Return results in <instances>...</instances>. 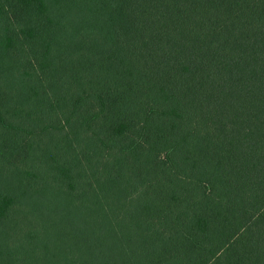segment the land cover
<instances>
[{
    "label": "trees",
    "instance_id": "trees-1",
    "mask_svg": "<svg viewBox=\"0 0 264 264\" xmlns=\"http://www.w3.org/2000/svg\"><path fill=\"white\" fill-rule=\"evenodd\" d=\"M0 264H264V0H0Z\"/></svg>",
    "mask_w": 264,
    "mask_h": 264
}]
</instances>
